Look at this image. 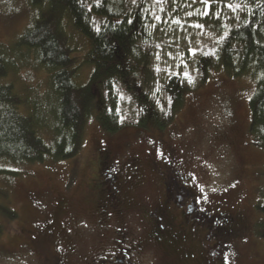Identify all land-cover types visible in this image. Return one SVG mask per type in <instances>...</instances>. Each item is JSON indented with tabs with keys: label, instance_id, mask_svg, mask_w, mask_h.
<instances>
[{
	"label": "rangeland",
	"instance_id": "obj_1",
	"mask_svg": "<svg viewBox=\"0 0 264 264\" xmlns=\"http://www.w3.org/2000/svg\"><path fill=\"white\" fill-rule=\"evenodd\" d=\"M146 3L151 19L150 39L144 45L148 54V86H144L138 74L129 89L125 85L117 87L121 130L112 135L105 133L95 121L96 111L92 109L85 124L82 148L75 158L20 166L19 175L14 178L0 176V190L5 195L0 205L14 214L11 220L0 214V264H40L53 260L73 244L76 247L69 254L70 259L75 264H85V257L99 248L103 234L98 229L95 192L89 187L97 150L109 153L111 170L122 178L123 194L130 191L131 208L122 219L137 239L144 232L137 205L148 203L150 207L149 203L159 194V177L152 166L161 167V162L172 154L179 173L191 180L192 195L199 200L196 213L221 215L220 220L227 218L226 226L238 232L235 241L231 238L219 248L222 264H264V238L252 233L254 223L261 219L254 210L259 202L257 191L264 185V151L247 132L254 85L246 78H231L222 70L209 71L198 85L197 62L218 48V40L208 35L202 21L208 11L207 0ZM49 9L48 1H44L39 11L46 13ZM39 13L30 8L29 0H0V43L13 49L31 18ZM95 24L99 22L95 20ZM60 27L72 52L77 82L86 84L91 75L84 62L88 41L66 20ZM171 75H179L190 87L173 123L161 132L137 129L136 104L143 97L153 100L160 115L169 111L164 84ZM46 79L36 57L26 54L18 73L9 74L6 82L13 83L22 97H26L24 86L33 88V100H41L47 93ZM134 158L136 170L131 169L130 160ZM0 167L13 169L6 162L0 163ZM205 226L213 231L218 229L209 221ZM203 230L199 228L200 232ZM220 238L216 235L217 240ZM209 247H217L213 237ZM204 255L201 252L205 263ZM138 262L182 264L178 258L150 246H146ZM210 264L220 263L211 260Z\"/></svg>",
	"mask_w": 264,
	"mask_h": 264
},
{
	"label": "trees",
	"instance_id": "obj_2",
	"mask_svg": "<svg viewBox=\"0 0 264 264\" xmlns=\"http://www.w3.org/2000/svg\"><path fill=\"white\" fill-rule=\"evenodd\" d=\"M44 1L50 6L46 13L39 11ZM207 1L208 11L202 21L208 35L218 40V48L197 62L198 85L211 70L252 81L247 132L264 151V0ZM29 5L40 13L31 18L18 44L11 49L0 43V163L13 166L0 167V176L8 178L17 177L20 166L69 161L79 155L92 109L96 111L95 121L105 133L119 132L117 87L125 85L129 89L138 74L144 84L148 79L144 45L150 39L151 19L146 0H29ZM64 19L88 41L84 62L91 75L86 84L77 82L72 68V52L60 27ZM26 54L36 57L38 67L47 76L44 99L33 100V88L26 86V97H22L13 83L6 82L9 74L18 73ZM189 91L179 75L169 76L164 84L169 111L160 115L153 100L143 97L136 104L137 129H167ZM257 198L254 210L261 219L254 223L252 233L264 238V185L257 191ZM4 199L0 190V201ZM0 214L8 220L14 215L3 205Z\"/></svg>",
	"mask_w": 264,
	"mask_h": 264
},
{
	"label": "flooded vegetation",
	"instance_id": "obj_3",
	"mask_svg": "<svg viewBox=\"0 0 264 264\" xmlns=\"http://www.w3.org/2000/svg\"><path fill=\"white\" fill-rule=\"evenodd\" d=\"M109 159L107 151L97 150L92 164L93 178L89 187L95 192V205L99 211L98 229L103 238L98 249L85 255V264H138L146 246L172 255L182 264H210L211 260L222 264L219 248H223L225 241L231 238L235 241L238 232L232 227L229 229L225 223L227 218L222 221L221 215L196 213L199 200L192 195L191 180L187 181L179 173L174 155L165 158L161 167L152 166L159 177V194L149 203L150 207H147L148 203L137 205L144 229L140 239L122 219L131 208L130 191L123 194L122 178L111 170ZM130 162L131 169L136 170V159ZM208 221L217 225V231L205 226ZM116 222L117 226L112 228ZM202 227L204 230L201 233L199 228ZM216 235L221 238L217 240ZM211 237L217 242V247H209ZM49 238L52 239V236ZM75 247L76 244L67 246L66 251L58 253L53 260L40 264H75L73 258L69 257ZM201 252L207 259L205 263L200 257Z\"/></svg>",
	"mask_w": 264,
	"mask_h": 264
}]
</instances>
